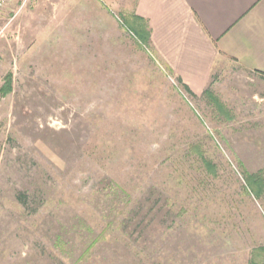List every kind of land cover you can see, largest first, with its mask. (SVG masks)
<instances>
[{
  "label": "rangeland",
  "instance_id": "rangeland-1",
  "mask_svg": "<svg viewBox=\"0 0 264 264\" xmlns=\"http://www.w3.org/2000/svg\"><path fill=\"white\" fill-rule=\"evenodd\" d=\"M137 2L0 7V264H264V79L189 94Z\"/></svg>",
  "mask_w": 264,
  "mask_h": 264
},
{
  "label": "crops",
  "instance_id": "crops-1",
  "mask_svg": "<svg viewBox=\"0 0 264 264\" xmlns=\"http://www.w3.org/2000/svg\"><path fill=\"white\" fill-rule=\"evenodd\" d=\"M150 44L195 93L221 60L264 72V0H138Z\"/></svg>",
  "mask_w": 264,
  "mask_h": 264
},
{
  "label": "trees",
  "instance_id": "trees-1",
  "mask_svg": "<svg viewBox=\"0 0 264 264\" xmlns=\"http://www.w3.org/2000/svg\"><path fill=\"white\" fill-rule=\"evenodd\" d=\"M124 25L128 29H130L142 43L146 45L150 43L151 30H150V26H149L147 19L135 13L133 14L132 21H130L129 19H124ZM261 77L264 79V72H261ZM178 81L189 94L195 96L194 92L191 90L189 85L184 83L179 77H178ZM205 92L207 93L208 90H206ZM257 178H258L257 176L250 175L248 177V180H249V185L252 186V189H254V192L256 194H259L261 191L259 189L261 188L259 186H257L258 188L256 189L253 188V182H252L253 180H256Z\"/></svg>",
  "mask_w": 264,
  "mask_h": 264
},
{
  "label": "built area",
  "instance_id": "built-area-1",
  "mask_svg": "<svg viewBox=\"0 0 264 264\" xmlns=\"http://www.w3.org/2000/svg\"><path fill=\"white\" fill-rule=\"evenodd\" d=\"M8 0H0V7L3 6Z\"/></svg>",
  "mask_w": 264,
  "mask_h": 264
}]
</instances>
